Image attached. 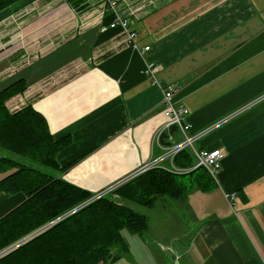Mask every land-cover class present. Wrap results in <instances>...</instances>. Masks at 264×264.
<instances>
[{
  "label": "crops",
  "instance_id": "1",
  "mask_svg": "<svg viewBox=\"0 0 264 264\" xmlns=\"http://www.w3.org/2000/svg\"><path fill=\"white\" fill-rule=\"evenodd\" d=\"M111 14L93 0H0V57L11 64L24 50L31 60L0 72V87L26 85L8 108L31 105L43 115L55 140L70 139L56 158L60 167L74 163L64 180L107 194L183 140L164 129L155 80L173 85L189 134H201L195 148L225 154L216 188L178 201L189 225L179 221L182 237L172 227L177 235L166 238L164 225L153 248L126 232L130 254L112 264H264V0H163L127 17L131 43L120 27L104 30ZM39 18L45 22H30ZM6 156L0 149V160ZM161 160L184 171L172 157ZM23 200L0 192V219Z\"/></svg>",
  "mask_w": 264,
  "mask_h": 264
},
{
  "label": "trees",
  "instance_id": "2",
  "mask_svg": "<svg viewBox=\"0 0 264 264\" xmlns=\"http://www.w3.org/2000/svg\"><path fill=\"white\" fill-rule=\"evenodd\" d=\"M25 89L20 79L0 92V149L7 154L0 160V174H5L0 192L24 196L0 219V253L10 248L0 264L115 263L130 254L124 233L146 236L149 231V218L138 208L153 209L166 199L182 201L194 190L216 188L206 169H192L194 158L184 150L174 157L182 173L152 168L96 198L64 180L74 163L60 167L56 158L70 139L55 140L31 105L8 108Z\"/></svg>",
  "mask_w": 264,
  "mask_h": 264
},
{
  "label": "built area",
  "instance_id": "3",
  "mask_svg": "<svg viewBox=\"0 0 264 264\" xmlns=\"http://www.w3.org/2000/svg\"><path fill=\"white\" fill-rule=\"evenodd\" d=\"M94 2H100L102 6H104L109 12L112 13L113 21L112 24L109 25L112 28H116V26H119L127 33V41L128 43H131L133 39L136 37L135 33L127 31L128 25H129V19L122 15L119 12V6L122 2L125 0H93ZM108 27L104 28V30H107ZM134 45V44H133ZM132 45V46H133ZM135 47V45H134ZM150 47H146L145 51H149ZM155 67L152 63H148L146 66V73L148 75H154L155 73ZM155 85L159 86L163 90V114L166 118V124L164 126V129H172L175 128L177 131L181 133L183 136V140L180 143H175L171 146L170 150L166 152V155L164 157H174L184 151H189L195 161V165L192 169H197L199 167H202L206 169L209 174L212 176V178H215L217 174L219 173L222 161L225 158V154L222 150L216 149V150H203V149H197L195 148V142L200 138L201 134L198 136L190 135L189 132L192 128L191 124L186 121V116L189 114L188 109L183 106H176L174 103V96H175V88L173 85H166L159 80H155ZM162 134L161 132H158V136ZM162 157V158H164ZM161 158V159H162ZM158 159L153 163H148L140 168V170L133 176L140 175L144 173L147 170H150L152 168H162V166L159 165V162L162 160ZM103 195V193H100L98 196ZM232 200L235 201L236 195H232ZM25 241V240H22ZM10 250H5L0 253V257L3 256L5 253H7Z\"/></svg>",
  "mask_w": 264,
  "mask_h": 264
},
{
  "label": "rangeland",
  "instance_id": "4",
  "mask_svg": "<svg viewBox=\"0 0 264 264\" xmlns=\"http://www.w3.org/2000/svg\"><path fill=\"white\" fill-rule=\"evenodd\" d=\"M161 1H163V0H139L138 2H141V3H139L138 6H136V7L134 5L131 6L132 4L130 5V3H129L130 6L125 5L124 3L127 1H124V2H122L123 4H121L119 6V12L122 15H124L130 19L131 18L130 16H134V15L138 14L139 12H141L143 14L146 13L150 7L157 6ZM143 6H144V8H143ZM18 22H21V21H18ZM30 22H45V21L43 19L39 18L37 20L30 21ZM110 24H112V22ZM20 26H23V25L20 24ZM117 27H119V26H116V28ZM108 28L113 29L111 26ZM18 39H20V38H18ZM23 44H24V40H23ZM23 44H22V46H23ZM17 50H18V48H17ZM0 53H2V51ZM16 54H17V58L12 59L11 64H9V59H6V60L3 59L5 55L2 54V57H0V72L5 70V72H4L5 76L11 72H15L16 69H19L21 66H24L28 62L31 61L29 59L27 53L24 52V50H21L20 52L17 51ZM8 69H10V71ZM17 81H19V80H17ZM3 87L4 86H1L0 89L2 90L6 86L4 88ZM194 163H195V161H194ZM115 188L111 189V191H114ZM165 201H167L168 203L171 202V207L167 202L164 203V201H163L162 203L159 202L160 205L158 207H156L155 209L138 208V211H140L141 213L144 212V214L148 215L151 218L152 231L150 233H147L146 237L148 238L149 241H151V243H152L151 245L153 248L157 247V245L152 242V241H154V237H156V230L157 229L163 228L164 225H165V228L169 227L168 232L166 233V238H168L174 234L177 235L174 232V230L172 229V227H175L177 229L178 235L180 237H182V233L179 231V228H178V227H180L179 221H182V223H183V225L181 226L182 228L189 226L188 221L185 220V211L183 209V204H181L178 201L170 200V199H166ZM156 219L159 220V222H158L159 224L156 223V221H155ZM26 239H28V238H26ZM26 239H24V240H26ZM177 240H179V238H177Z\"/></svg>",
  "mask_w": 264,
  "mask_h": 264
}]
</instances>
